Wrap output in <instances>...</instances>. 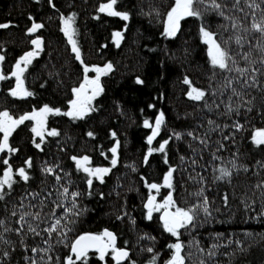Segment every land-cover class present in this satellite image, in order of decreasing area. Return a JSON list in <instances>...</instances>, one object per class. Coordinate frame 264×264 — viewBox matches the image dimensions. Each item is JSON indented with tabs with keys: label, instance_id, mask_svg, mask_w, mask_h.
Wrapping results in <instances>:
<instances>
[{
	"label": "trees",
	"instance_id": "obj_1",
	"mask_svg": "<svg viewBox=\"0 0 264 264\" xmlns=\"http://www.w3.org/2000/svg\"><path fill=\"white\" fill-rule=\"evenodd\" d=\"M106 2L0 0V24L9 25L0 28V47L8 50L6 55L14 57L27 49V44L32 47L30 40L37 36L43 39V50L24 72L32 96L11 95L7 77L11 59L6 56L3 61L7 78L0 82V112L18 118L34 106L60 109V114L47 115L48 131L43 137L32 131L31 120L19 125L9 137L10 146L18 151L5 150L0 155V175L7 158L16 181L0 200V220L5 221L0 232L4 227L13 229L4 233V239L12 243H0V255L5 250L10 252L0 264H30L25 257L33 256L38 260L45 256V262L51 256L50 264H65L68 255L75 258L70 247L76 237L84 233L99 235L106 227L115 232L116 246L129 248V258L121 264H149L154 254L157 264H166L174 251L168 245L177 239L185 245L186 264H264V187H257L264 185V145L258 146L252 139L256 129L264 128V64L256 47L258 42L264 45V37L251 29L254 18L259 21L264 13L256 9L253 17L249 0H240L235 7V0H216L223 6L221 16L212 8V0H203L196 5L202 15L182 19L177 34L168 37L164 34L166 14L175 0H117L114 7L129 13L127 21L100 12V5ZM256 2L264 8V0ZM73 13L74 39L83 63L63 32L62 17ZM33 21L44 27L30 34L27 29ZM233 23L238 27L233 28ZM202 26L214 33L217 42L235 58V65L229 62L232 71L211 65L200 32ZM118 31L123 33L119 46L113 36ZM238 35L244 37L242 45L236 43ZM244 53H251L254 63L245 61ZM108 63L113 67L100 77L103 91L91 102L94 110L83 118L65 115L74 86L84 78V66L104 68ZM236 67L248 68L249 72L241 76ZM253 67L259 69L256 83L245 86ZM87 75L95 77L96 73ZM137 78L143 83L138 84ZM185 78L191 85L184 83ZM192 87L205 91V97L200 101L189 98ZM161 111L164 123L149 145L147 137L152 128L145 127L144 121L154 126ZM237 124L243 127L237 128ZM53 129L58 135L48 134ZM88 132L94 135L90 137ZM117 140V164L113 167L111 148ZM164 140L169 141L165 152L149 156L148 148H157ZM83 156L90 157V167L111 168L103 182L77 168L72 157ZM29 158L31 168L25 163ZM19 167L26 168L28 181L19 177ZM47 167L54 171L45 172ZM170 168L175 169L173 188L150 190L148 184H164ZM221 168L230 170L231 176L217 179ZM89 178L93 181L90 187ZM64 188L68 189L66 197ZM201 189L208 198L211 216L198 212L193 225L179 230L178 238L164 229L158 211L153 212L151 220L147 218L143 203L148 195L154 194L163 202L171 193L176 206L187 208L202 202L203 197L194 195ZM74 192L79 196L73 200ZM25 212L39 213L40 218L26 217L23 231L17 234L19 217ZM58 218L65 235L56 231L49 236L45 229ZM28 224L40 234L29 232ZM214 244L219 247L212 249ZM49 246L47 255L31 251L33 247ZM149 248L153 252L147 251ZM210 249L214 255H208ZM86 264L117 262L111 249L103 259L98 250H92Z\"/></svg>",
	"mask_w": 264,
	"mask_h": 264
},
{
	"label": "snow or ice",
	"instance_id": "obj_2",
	"mask_svg": "<svg viewBox=\"0 0 264 264\" xmlns=\"http://www.w3.org/2000/svg\"><path fill=\"white\" fill-rule=\"evenodd\" d=\"M203 3V0H175L174 6L171 7L170 11L167 12V20H166V26L164 29V34L168 37H174L177 32L180 29V21L186 17H199L202 15L200 9L196 7L197 4ZM240 0H235L234 7L236 5H239ZM117 4V0H109L108 3H104L100 5L99 11L100 12H106L107 14L111 16L120 17L123 20L127 21L129 20L130 16L129 13L126 11H118L115 9V5ZM249 8L253 9V17H255V10L259 9L262 13H264V8L261 7V3L256 2V0H249L248 3ZM54 7V5H53ZM212 8L217 10L219 15L224 16L223 6L216 2V0H212ZM239 11L243 12V8H240ZM63 19V32L67 36L69 43L72 45V51L76 53V58L81 59L80 57V49L77 46V41L74 39L76 35V29L73 27V22L75 19V13H73L71 16H68L66 18L62 17ZM228 19H231V17H228ZM9 27L8 24H0V28H7ZM44 25L42 23H37L33 21L30 28L27 29L28 33H36L39 29L43 28ZM233 28L238 27L236 23H233ZM251 29L259 32L262 37H264V16L261 17L259 21H256L255 18L253 20V23L251 25ZM247 31V29H246ZM200 32L203 36L204 42L209 46L208 47V55L210 57V63L211 65L216 68L218 67L221 70H227L232 71L233 69L229 67V62L233 65L236 64L235 58L231 55L230 51L223 47L221 43L217 42L215 39V34L208 31L203 26L200 29ZM115 42L117 46H119L120 41L123 39V33L122 32H115L113 34ZM244 42V37L237 36L236 37V43L239 45H242ZM31 44L35 47L31 51L25 52L15 63V71L11 73L12 76L16 78V87L11 90V95L14 97H28L32 96L33 93L28 91L24 87V81H23V74L27 70V67L32 63L33 59L37 56H39L40 52L43 50V39L39 36H37L35 39L31 40ZM256 47L260 50L262 53L260 63L264 64V45L261 43H257ZM251 53H244L243 59L245 61H248L250 64L254 63L250 60ZM5 59L4 55L0 54V62H3ZM81 63H83V60L81 59ZM112 64L108 63L105 65L104 68L100 67H93L89 68L87 65L84 66V83L80 85L79 88H74L73 92L76 94V99L72 100L71 103V110L64 113L67 116H71L73 118H83L85 115L93 111L94 109L91 106V101L98 96L102 91L103 88L100 85V77L103 74H106L107 72L112 70ZM90 71H94L96 73L94 78H89L87 73ZM235 71L239 73L241 76H244L249 72L248 68H239L236 67ZM259 71V69L253 67L251 69L252 75L249 76V80L252 82L249 84V80H246L245 86H252L256 83V73ZM7 77L3 74L2 71H0V80H4ZM138 84H142L143 81L137 78L136 81ZM185 84L191 85V81L187 78L184 80ZM89 90H91V94L89 95ZM233 92L235 93V89H233ZM236 95H240V93H235ZM188 97L200 101L202 100L206 92L196 88L192 87L191 90L187 93ZM231 110V109H230ZM251 110V109H249ZM60 114L59 108H52L48 105H44L43 108H41L38 112L33 111L30 113H25L24 115H21L18 119H14L7 111L0 112V133H3V139L2 142H0V153L5 152L7 150L9 153H13L18 151V149L13 148L9 144V137L12 135V133L15 131V129L23 124L25 121L28 120H34L36 121L37 127H33L32 131L36 134V136L43 137L44 136V125L47 119L48 114ZM165 116L163 111L160 112V114L155 118V124L153 126L152 123H150L148 120L144 121V126L148 128H152V134L147 137V143L149 145L152 144L153 140L156 138L157 135H159L161 125L164 123ZM211 123V121H209ZM237 128H242L243 126L240 124L236 125ZM49 135L56 136L58 135V132L53 129L51 132L48 133ZM88 136H93L94 134L92 132L87 133ZM173 135L176 136V138H180L179 133H174ZM189 135H192V133H189ZM112 136L115 137L116 133L113 132ZM254 143L256 145H264V128H259L255 130V133L252 137ZM203 143V141H201ZM169 143L168 140H164L163 143H160L157 148H148V155L150 156L153 152H165V147ZM37 148H40V144L37 143L35 145ZM119 148V141H116V146L111 148V152L113 154V159L111 160V164L114 167L117 164V150ZM73 160L76 161V166L78 169H82L85 173H88L90 177H95L99 179L101 182H103L104 175L111 172V168H101V167H89L90 164V157L83 156L81 158L72 157ZM183 159V158H181ZM145 162H147V156L145 157ZM4 164L8 165L6 170L3 172V175L0 176V200H3L6 192L5 189L11 190L13 188V184L16 182L14 177V170L10 164H8V161L5 160L3 162ZM28 168H31L32 161L31 159H27L25 161ZM236 165L233 162V168H235ZM45 172L51 173L54 171L53 168L47 167L44 169ZM175 169L170 168L167 175L164 176V184L159 185L156 183L148 184V188L150 190H155L156 192H159L161 187H168L173 188V172ZM220 176L217 177V179H223L225 177L231 176V171L227 168H221L219 169ZM18 175L23 181L29 180V174L26 171L25 167H19ZM57 180L60 179V177H56ZM87 183L89 187L92 185L93 181L91 178L87 180ZM257 187H264V185L258 184ZM68 194V189L64 188L63 195L65 197ZM38 195V194H33ZM73 200L75 197L79 196L78 192L71 193ZM197 197H203V200L201 203L194 204L190 207L183 208L176 206V202L173 199V196L171 193L164 199L163 203H156V197L155 196H149L146 207L148 209L147 212V218L149 220L152 219V214L154 211H159L160 209H164L163 215L161 216V219L163 221V227L164 229L171 233L173 236H176L177 238L180 235L179 230L181 228H187L190 225H193L194 221L197 218L198 212L202 211L206 216H211V212L209 211V202L208 198L204 195L203 189H201L199 192L194 194ZM225 202H227V195L224 197ZM75 206V205H74ZM57 207H60V205H57ZM175 209L172 211V209ZM71 211V209L69 210ZM17 213L15 211L12 212V215L15 216ZM34 215L35 218L38 220L40 218L39 213H28L25 212L20 215L18 223H20V227L15 229L17 234H20L24 229V224L27 223L26 217ZM76 215H79L77 212ZM5 224L4 220H0V226H3ZM61 219H56L55 223H53L49 228L45 229V231L51 236L53 232L60 231V235L64 236L65 231L61 230ZM67 226L65 225L64 228ZM71 230V229H67ZM13 229L4 227L3 232H0V243L4 244H11V240L4 239V233L11 232ZM28 231L31 233H34L35 235H39L40 233L36 231V228L32 227L31 224H28ZM47 244L48 241H45ZM25 250H28V246L24 245ZM168 247L173 251V254L171 258L166 262V264H186L187 256L183 254V249L185 245L177 239L176 243L168 245ZM219 245H213L212 249L218 248ZM90 249H97L100 252V258L103 259L105 253L111 249V252L113 254L114 259L116 260L117 264H121V261H124L125 259L129 258V251L126 248H118L116 247V236L113 232L108 231L105 229L102 233L99 235L92 234V233H85L83 235H80L75 242L71 245V253L73 255H68L65 260V264H76L77 261H84V264H86V258L88 251ZM210 249L208 251V255H214V251ZM50 250L49 248H39V247H33L31 248V251L33 253H44L45 255L48 254ZM149 252H153V249L149 248L147 249ZM201 252L204 251V249H200ZM10 252L5 250L3 251L2 255H0V259H3L4 257H9ZM59 258H57L58 260ZM158 256L156 254L153 255L151 260L149 261V264H157ZM26 261H29L30 264H42V262H45V256H40L39 260L36 259L35 256L33 257H25ZM52 260L51 256H47V262L45 264H50ZM131 264H136L135 261H132ZM200 264H205L204 261H200Z\"/></svg>",
	"mask_w": 264,
	"mask_h": 264
},
{
	"label": "rangeland",
	"instance_id": "obj_3",
	"mask_svg": "<svg viewBox=\"0 0 264 264\" xmlns=\"http://www.w3.org/2000/svg\"><path fill=\"white\" fill-rule=\"evenodd\" d=\"M108 2H109V0H108ZM108 2H106V3H108ZM208 46V45H207ZM35 46L34 45H32V47H29V44H27V49H25L24 50V53L25 52H27V51H31V50H33V48H34ZM209 47V46H208ZM22 56V55H21ZM20 58V57H19ZM18 58V59H19ZM17 59V60H18ZM16 60V61H17ZM16 63V62H15ZM14 69H12V71H15V64H14V67H13ZM28 68V67H27ZM89 78H94V75L93 76H91V77H89ZM14 79H16L15 77H14ZM23 81H24V87L27 89V87H26V83H25V80H24V77H23ZM0 82H1V80H0ZM80 83H84V78L78 83V85L80 84ZM77 85V86H78ZM77 86H74V88H77ZM16 87V81H15V85L13 86V88H15ZM10 88H12V87H10ZM91 94V90H89V95ZM76 99V94L74 93V97L70 100V102L72 101V100H75ZM69 102V104H68V107H67V111L66 112H68V111H70L71 110V103ZM92 102V101H91ZM44 107V105H42V106H39V107H36V106H34V107H32L29 111H27L28 113H30V112H33V111H36V112H38L41 108H43ZM50 107V106H49ZM26 112V113H27ZM25 113H21L20 114V116L21 115H24ZM12 115V114H11ZM19 116V117H20ZM12 117L14 118V119H18V118H16V117H14L13 115H12ZM46 121H47V119H46ZM31 122V126H32V128L33 127H37V125H36V121H34V120H31L30 121ZM46 131H48L47 129H46V122H45V125H44V132H46ZM2 139H3V133H0V142H2ZM2 153H0V155H1ZM7 159V158H6ZM90 167V166H89ZM6 170V168L3 170V172ZM3 172L1 173V175L0 176H2L3 175ZM156 203H158V204H160V203H163V202H159V201H157L156 200ZM52 264H58V263H52Z\"/></svg>",
	"mask_w": 264,
	"mask_h": 264
},
{
	"label": "flooded vegetation",
	"instance_id": "obj_4",
	"mask_svg": "<svg viewBox=\"0 0 264 264\" xmlns=\"http://www.w3.org/2000/svg\"><path fill=\"white\" fill-rule=\"evenodd\" d=\"M30 41H31V40H30ZM7 53H8V50H6V49L3 48V47H0V54L4 55L5 58H6V56H8V59H11V60H10V63H11V64H10V66H8L9 71L7 72V77L9 78V81H10V83H9V87H12V88H9V89L12 90V89H13V86L15 85V81H16V79H14V76L11 75V73L13 72L12 69H14L13 67H14V64H15L16 60H17L21 55L24 54V51H20L18 54H15L14 57H11L12 54L6 55ZM4 60H5V59H4ZM5 66H6V65H5V62H0V71H2L3 74H4V71L7 70V68H6ZM23 77H24V74H23ZM24 80H25V77H24ZM4 160H7V161H8V159H6V158H4ZM8 164H10L9 161H8ZM10 165H11V164H10ZM7 166H8V165H7ZM7 166H6V168H7Z\"/></svg>",
	"mask_w": 264,
	"mask_h": 264
},
{
	"label": "water",
	"instance_id": "obj_5",
	"mask_svg": "<svg viewBox=\"0 0 264 264\" xmlns=\"http://www.w3.org/2000/svg\"><path fill=\"white\" fill-rule=\"evenodd\" d=\"M81 84H83V83H80V84L77 86V88H79ZM150 195H151V196H155L154 194H150ZM150 195H148V196L146 197V199L144 200V203H143V206H144V208H145L146 210H148L147 207H146V204H147V201H148V198H149ZM172 211H174V209H172ZM163 212H164V209H160V210L158 211V217H159V220H160L161 222H163L162 219H161V216L163 215ZM105 229H107L108 231L113 232V233L115 234V232H114L112 229L107 228V227L104 228V229L102 230V232H103ZM102 232H101V233H102ZM84 234H85V233H84ZM82 235H83V234H82ZM96 235H98V234H96ZM115 236H116V234H115ZM78 237H79V236H78ZM78 237H76V238L72 241L71 245L75 242V240H76ZM116 247H118V248H126V249L129 251V248L126 247V246H120V245H117ZM70 248H71V247H70ZM92 250H97V249H90L89 251H92ZM121 262H123V261H121ZM58 264H63V263H58Z\"/></svg>",
	"mask_w": 264,
	"mask_h": 264
}]
</instances>
